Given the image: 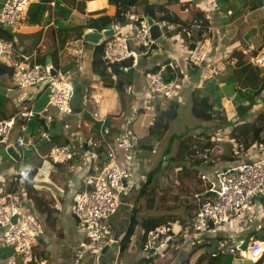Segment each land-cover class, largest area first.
<instances>
[{"label":"crops","instance_id":"1","mask_svg":"<svg viewBox=\"0 0 264 264\" xmlns=\"http://www.w3.org/2000/svg\"><path fill=\"white\" fill-rule=\"evenodd\" d=\"M230 1L228 0L227 2ZM261 1V4L259 0L248 1L247 5L243 6L242 10L240 9L241 12L236 14L235 11H239L237 9L235 11L234 9H227L226 13L220 11L222 8L216 4V0H179L181 4H193L204 15L207 25L205 31L210 29L208 67L214 66L218 61L224 62L229 60L232 53L236 51L248 50L249 54H251L252 52L256 53L264 49V28L259 26L261 21L259 18L258 21L250 20V18H254L255 13L253 10L257 6H259L260 10L264 11V0ZM123 3L124 0H89L85 3L83 13H78L75 9H69V11L66 9L65 21L59 19V17L57 19H53L52 17L48 24L42 23L38 26H32L28 23L27 19V22L23 26L17 29H10L12 30L11 32L17 35H30L37 31H42L41 41L37 49L32 50L31 54L26 52L27 48L31 47L29 40H24L22 43L18 42L17 39L14 40L15 51L23 56V59H21L22 65L31 64L35 61L38 54L45 53L48 50L51 45L50 28H57L59 23L65 26L69 24L83 25L84 21L89 18L95 19L102 16L113 18L116 10ZM148 3L166 6L165 0H148ZM166 7L175 13L183 23L187 25L196 23L192 12L189 10L181 11L179 5L176 7ZM51 8H54V2L51 3ZM94 30L97 33L103 34V38L106 37L104 35L105 32L113 36L129 35L131 33V27L127 22ZM89 31L92 30H86L85 33ZM249 31L251 36L247 40H244ZM181 36L178 33H173L166 41H157L152 51L148 55L141 56L138 59V64L131 68L133 72L129 74L130 83L126 87L124 110L121 109L117 92L112 88L104 87L101 78L95 76L92 71L93 50L96 45L92 42L96 40V37L85 39L83 36L80 40L70 39L64 46H57V56H59V53L61 54L63 69H67L68 80L74 85V96L71 102L73 114L68 117H56L51 123L53 128L51 127L49 131V137L56 136L68 141L69 147L67 150L73 154V161H70L72 163L69 164V162L56 167V165L43 162L40 156L37 155V168L34 174L30 176L29 173L33 172L31 169L20 168L22 166L15 169L11 163L12 160L7 157V159H4L2 156L0 157V186L9 184L14 176L19 178L16 200H18L17 202L21 207L26 208L37 219L43 230V234L37 237V243L33 248L35 262L32 264H140L146 260L147 256L143 251L144 237L142 225L149 217H154L156 214L155 211L148 214L145 209V202L142 201L138 204L137 201L140 189L145 183L146 175L162 160L151 163V168L147 174H142L141 165L142 160H144L143 155L155 154L156 144L159 143L168 130L162 133L160 140H157L150 134V128L154 123L155 108L152 110V102L149 100L144 89L143 74L154 68L162 67H166L175 75L181 74V77L176 76L184 84L180 93L188 99L190 91L195 89L196 84L214 78L207 76L199 69L195 71L192 68L193 71L190 73V65L188 64L189 49ZM67 44H72L76 49L81 50V54L78 56L70 55L66 51ZM245 56L247 62L248 55ZM228 67L229 65H227L226 69ZM259 70L260 75L264 77V69ZM95 82H97L96 86H91ZM88 87H91L90 90L93 92L90 95ZM218 88L222 94V100L213 111V121L210 122L212 126L205 128L203 132H198L195 139H199V142L201 141L202 145L200 146L209 143L211 147L214 144H218L224 152L223 156L229 158L234 156L233 151L237 148L233 140L230 139L233 122L236 121L231 102L232 97L236 93V86L231 82L229 84H219ZM4 92L5 97L9 99L14 108L21 103H33L35 110L39 111L47 101L45 95L38 93V91L36 92L34 89L19 90L15 86H10ZM77 98H81L82 104L81 101L80 103L75 101ZM211 101H213V98H211ZM263 101L264 91L260 95L258 105L253 108V112L255 110L257 112V109H260V112L264 111ZM161 107L164 108L163 105ZM89 112L106 115L108 117L106 121V123L108 122V126L112 119H118L122 113H126L127 118L118 123L116 129H111V131L119 130V133L111 136V140L112 143H117L121 141L119 140L120 137L121 139L127 138L130 144L129 148L124 149L127 154L125 162L120 164L125 165L130 170L128 186L120 198V205L116 213L108 222V231L100 244V252L94 251V248L85 240L72 210L73 198L77 194L90 189L85 181L89 176L93 175L94 166L101 164L105 159L106 152L98 154L97 149L94 152V150L88 148L86 145L87 140L92 139L93 141H97L104 139V136L100 134L103 125L94 121ZM50 114L57 115L55 113ZM152 115L154 116L152 117ZM221 122L226 126L225 128L215 127V124H222ZM246 122L251 121L248 119ZM237 123L236 121L235 125ZM17 124L20 125L21 122L17 120ZM42 125H39L35 120H31L27 123L24 137L25 139L37 140V146H42L46 152L45 145L49 141L40 145L41 140L39 139ZM16 132L17 128L13 132L10 141V143L14 144L15 149L14 140ZM126 132L131 133L129 137H125ZM199 142H196L197 144L195 145H198ZM112 143L109 147H111ZM7 147L3 149L6 150ZM166 151L168 157H172L169 148ZM193 152L197 156L200 149L198 148V150H194ZM33 153L35 152L32 151ZM95 153L97 154V158L94 156ZM255 155V151L251 147L243 153L242 160H252L255 158ZM138 159L141 160L140 163ZM19 162H22V158ZM229 164L227 161H216L213 165L204 164L191 167L188 161L183 163L187 167L188 173L197 175L198 181L203 174L209 179L212 178L215 172L226 168ZM144 166L147 167V164ZM172 166L178 172L182 170L181 167H176V163H172ZM22 169L25 170L24 173H20ZM26 173L27 177L25 179L28 180L30 191L33 192L29 195L25 187V180L19 177L20 174ZM180 175L183 178L182 172H180ZM199 183L200 190L194 195L197 208L187 213V217L185 216L187 220L196 214L198 202L203 198L201 195L206 190L205 183L201 180ZM33 196L37 199L36 201L32 198ZM133 209H140L137 215L139 224L130 239L127 249L120 254L119 243L129 227ZM157 215L164 216L163 214ZM258 217L242 226L238 224L240 221H236L237 224L224 227L215 235L181 234L178 240L169 246L163 256L152 259L153 264H195L200 255L207 254L210 256L209 253L216 250L219 241L224 240L230 245L243 239L245 235H251L257 229H260L262 220ZM166 219L165 217L164 220ZM6 246L8 245L3 244L0 238V264H22L13 249ZM251 261L254 262L253 260Z\"/></svg>","mask_w":264,"mask_h":264},{"label":"built area","instance_id":"2","mask_svg":"<svg viewBox=\"0 0 264 264\" xmlns=\"http://www.w3.org/2000/svg\"><path fill=\"white\" fill-rule=\"evenodd\" d=\"M34 3L36 0H1L0 26L4 29H17L23 26L27 22L29 9ZM121 16L130 25L131 33L108 35L96 44L99 46L104 42L102 61L106 66L130 61L131 68L135 67L138 59L148 55L159 39L166 41L173 33L182 35L184 42L187 43L188 64L207 76H219L225 71L227 65L235 66L236 64V60L229 58L224 62H216L212 67L207 66L210 29L198 36L197 31L202 28L200 22L180 31H177L174 24L160 22L163 32L158 40H153L149 34L147 19L139 8L127 10ZM66 51L74 56L81 54V50L76 49L72 44L66 45ZM241 52L248 55L247 62L250 65L264 69V49L255 54H249L248 50ZM21 59L23 56L15 51L11 42L0 39V63L14 69L12 84L19 90L34 89L45 95L47 101L39 111L35 110L33 103H21L15 108V114L12 117L0 120V146L5 148L10 144L12 134L17 128L14 143L22 153L32 150L43 162L50 165L69 163L73 160V154L69 150L53 147L45 152L42 146H37V140L24 137L27 123L37 119L43 122L39 139L48 142L52 121L56 117H68L73 114L71 102L74 87L68 80V72L63 69L61 54L59 53L54 75H50L45 67L35 62L23 66ZM127 70L128 68L123 69L124 72ZM165 71L167 68L162 67L158 72L146 71L143 74L144 89L152 102V110L157 103L164 105L165 100L181 94L184 87L183 82L177 77L166 81L163 77ZM201 87L202 83L195 85L196 89ZM49 107H54L58 112L57 115H51ZM89 114L94 121L103 125L100 133L102 136L108 134L112 128L116 129V125L127 118V115L122 113L118 119H112L110 125L105 128L104 125L108 119L106 115L96 112H89ZM17 120L21 122L20 125L17 124ZM125 134V137H129L131 133ZM125 139L119 138L121 141L117 143L120 149L130 147L129 140ZM86 145L95 152L100 143L91 139L87 140ZM252 148L256 154L254 159L242 160V155L246 151L242 147L236 148L233 151L236 161L230 162L226 168L215 172L210 179L204 174L200 176L206 185V190L201 195L205 196V200L198 202L197 213L184 225H162L149 231L143 243L147 260L163 256L181 234L215 235L224 227L235 225L238 221L251 222L258 216L264 221V144L256 143ZM105 152L104 161L94 166L93 175L85 181L90 189L77 194L73 198L72 206L73 214L85 240L96 252L101 251L100 244L107 234L108 222L120 205V198L127 189L130 177L128 167L117 164L116 152L109 146ZM222 152V148L214 144L197 153V156L207 163H213V155ZM94 156L97 158L96 153ZM18 182L19 178L14 176L9 184L0 186V238L3 244L13 249L22 264H32L35 262L33 248L37 243V237L43 234V230L37 219L17 202ZM13 218H16L15 223L12 222ZM237 242L229 245L224 240L219 241L216 250L209 253L210 257L228 253L235 258L252 260L250 257H245L244 253L255 255L259 250V242L251 240L246 252L238 249ZM263 253L264 251L256 262L261 259ZM146 264H153V260Z\"/></svg>","mask_w":264,"mask_h":264},{"label":"trees","instance_id":"3","mask_svg":"<svg viewBox=\"0 0 264 264\" xmlns=\"http://www.w3.org/2000/svg\"><path fill=\"white\" fill-rule=\"evenodd\" d=\"M87 1L89 0H36V3L31 5L29 9L28 23L32 26H38L42 23L48 24L51 21L52 17L53 19H57L59 17V19L65 21L66 9H68V11L69 9H75L78 13H83L85 3ZM53 2L54 8L52 9L51 3ZM165 2L166 6L176 7L177 5H179V9L181 11L189 10L190 12H192L194 21L198 23L200 22L202 25V28L198 29L197 35L201 36L205 32V28L207 27V25L204 19V15L193 4H181L179 3V0H165ZM166 6L149 4L148 0H124V3L121 4V6H119V8L116 10L113 18L107 16H102L95 19L89 18L84 21L83 25L69 24L65 26L59 23V26L57 28H50V47L45 53L38 54L34 62L45 68L47 67V65H49L53 69H55L58 62L57 46H64L65 43L70 39H82L86 30L102 29L103 27H111V25L113 24L125 23L126 20L121 15L132 8H139L142 15L146 19H151L153 21L161 23L166 22L174 24L177 27V31L189 27V25L183 23L176 16V14ZM11 31L12 30L4 29L0 26V39L11 42L13 44V47L15 44V39H17L18 42L21 43L24 40H29L31 47L27 48L26 50L28 54H31L32 50L37 49V46L39 45L42 37L41 30L30 35H17ZM103 49L104 42H102L99 46H94L91 65L92 71L95 76L101 78L104 87L112 88L117 92L121 109L124 110L126 87L130 83V79L129 74L127 72H124L123 69L131 68V62L128 61L106 66L102 61ZM251 54H255V52H252ZM245 57L246 56L242 54L241 51L233 52L230 58L236 60L235 66H229L221 75L216 76V79L211 78L205 80L202 83V87L200 89L195 88L190 91L189 101L192 108V115L196 119L203 122H212L213 111L216 106H219V103H221L222 100V94L218 88V85L225 83L229 84L231 82L234 83L236 86V93L232 97L231 102L238 124L233 125L232 131L230 132V139L233 140L238 149L242 147L245 151H247L256 143L264 144V136H262L264 134V111L260 112L254 121L246 122V120L251 117L250 111L258 105L260 95L264 91V77L260 75V70L257 67L252 66L246 62ZM66 70L67 69H64L65 72ZM159 70L160 68H154L150 71L155 73ZM196 70L197 69H195V71ZM13 73L14 69L4 63H0V120L8 119L15 114V108L10 103L9 99H7L4 95V90L6 88L14 86L12 84ZM176 76L181 77V74L175 75L168 69L163 74V77L166 81L173 80L174 78H176ZM211 98H213V101H211ZM166 105L167 104L165 103L163 105L165 108H162L161 105L157 103L155 107L154 123L150 128V134L157 140H160L162 133L168 130L170 123L173 122L179 114V106L177 103L171 102L168 104V106ZM35 122L39 123V125L43 124L42 121H38L37 119H35ZM258 123L260 125H258ZM104 127H108V122L106 123V125H104ZM117 131L110 130L109 133L104 136V139L97 140V143H100V146L97 148L98 154H103L107 147L110 146V144L112 143L111 136L115 133H119V130ZM171 140L174 141L173 139ZM52 147L68 149L69 143L66 139L51 136L49 142L45 145V149L49 151ZM198 148L200 149V152H202L205 149L210 148V145L208 143L207 145L199 146ZM166 149L163 151V158H166L168 155ZM188 149V140L186 139L180 141L176 157H169V161L166 164L163 163V161L158 162L159 164L156 165L146 175L145 183L140 189L137 202L138 204H140V202L142 201L145 202V209L148 214L150 212L157 211L158 207L155 203L157 195L154 190L157 186L158 176L160 177L162 175L163 169L165 167L172 169L174 167L172 166V163H176V167H181L182 170L180 172L183 173L184 177L186 176V173H188L187 167L183 165L185 161H188L191 167H196L204 164L213 165L216 161H227L229 163L236 161L235 156L227 158L223 156L224 152H222L221 154L213 155V163H207L205 160L196 156L193 150L188 151ZM71 163L72 162H70L69 164ZM56 167H59V165H56ZM35 170L29 173L30 176L34 174ZM19 177L25 180V187L28 191V195L30 193L32 194L33 192L30 191L31 189L28 186V180L25 179L27 177V173L20 174ZM32 198H34L35 201L37 200L34 196ZM202 200H205L204 195L200 201ZM139 212L140 209H133L132 211L129 227L119 243L120 254L125 252V250L127 249L130 243V239L139 224V221L137 220V215L139 214ZM189 220L190 219L187 220L185 216L178 214L169 215V218L166 220H164L163 216L160 215L149 217L142 225L143 237L145 239L147 233L158 226H170L176 224L184 225ZM251 236L255 238L253 241L264 242V228L261 231L253 232ZM238 259L228 253L219 254L214 258L208 256L207 254H202L198 257L195 264H233V262ZM151 261L152 260L150 259H146L141 262V264H146ZM245 261H247L249 264H252V262L249 260ZM263 262L264 256L258 261L257 264H263Z\"/></svg>","mask_w":264,"mask_h":264},{"label":"rangeland","instance_id":"4","mask_svg":"<svg viewBox=\"0 0 264 264\" xmlns=\"http://www.w3.org/2000/svg\"><path fill=\"white\" fill-rule=\"evenodd\" d=\"M248 1H250V0H231L230 2H227L224 0H217L216 4L219 5L220 8H222V9H220V11H222V12L224 11L226 13L227 9H232V10L234 9V11L237 9L239 11H235V12H236V14H239L242 10V7L247 5ZM251 1H255V0H251ZM259 2H260V4L262 3L261 0H259ZM115 7H116V4H115ZM253 11L255 13L254 18H250V20L258 21V18H259L261 21L259 26L261 28H264V11L260 10L259 6H257L256 9ZM257 24H255V25L257 26ZM159 40H161V39H159ZM189 71H190V73L193 71L191 66L189 68ZM95 84H97V82L93 83V85H91V86H96ZM102 85H103V81H102ZM90 89H91V87H88L89 95L93 93ZM75 101L78 103H80V101H81V104H82L81 98L80 99L77 98ZM171 102L177 103L179 106L178 117L173 122L170 123L167 133L159 141V143L156 144L155 154H149V155L144 154L143 155L144 160H142V165L140 164L142 167L141 168L142 174H147L149 169L151 168L150 164L155 162V161L162 160L165 164L169 161L168 155H167V158H163V151L166 148H169V151L171 152L172 157H176L178 144L182 140H186V139L188 140V146H189L188 151L198 150V147L202 144L200 143L201 141L199 142L198 141L199 139L196 140L195 137L197 136L198 132H203V130L205 128H209L212 126V123L203 122L201 120L196 119L192 115V108H191L190 101L183 94H179L178 96H174L171 99L165 100V103L167 104L166 106H168V104ZM259 110L260 109H257V112H256V110H255V112H253V109L251 110V112H250L251 117L248 118V119H250L251 122L256 119L257 115L260 112ZM49 112L55 113V114L58 113L54 107H49ZM115 112H117V111H115ZM235 119L237 121L236 117H235ZM236 121L233 122V125H235ZM258 125H260V124L258 123ZM215 127L225 128L226 126H224L223 123L222 124L218 123V124H215ZM262 136H264V134ZM171 139H173L174 142ZM196 142H199V144L195 145V144H197ZM11 144L14 146L13 143H10L9 145H11ZM3 148L4 147L0 146V157L2 156L4 159H7L8 157L6 154H4L5 149H3ZM111 148L116 152L117 164L119 165V164L124 163L125 162V156H127L124 149H120L119 144L116 142L112 143ZM16 150L21 152L20 149H18L17 147H16ZM141 155L139 156V159H140ZM8 159L12 160L11 158H8ZM139 159H138V162L140 163L141 160H139ZM144 162H145V164H147V167L144 166L145 165ZM11 163L14 165L15 169L22 166L20 168L31 169V171H33L37 168L38 157L35 153H33V154L29 155L28 157L22 156V162H16V161L12 160ZM186 174L187 175L182 178L180 175V172H177L176 169L174 170V168L169 169V168L165 167L163 169L162 175L160 177L158 176L157 186L154 190V192L157 195V198L155 199V203L158 207L157 211H155L156 215L157 214H161V215L163 214L164 215L163 218L166 217L168 219L169 215H172V214L180 215L182 213H186V214H182V215L187 217V213H189L192 210H195L197 208L194 195L198 192V190H200V188H199V186H200L199 181L200 180L198 181L199 178L197 179V175H193L190 173H186ZM167 210H169V211H167ZM247 223H249L248 220H243V221L239 222V226L245 225ZM263 226H264V221H262V223H261V227H263ZM261 230L262 229H257L256 231H261ZM252 239L254 240L255 238L252 237ZM6 247L9 248L8 246H6ZM263 256H264V253H263L262 257ZM252 263H254V262H252ZM257 263L258 262L254 263V264H257ZM233 264H249V263L245 260L238 259L235 262H233Z\"/></svg>","mask_w":264,"mask_h":264},{"label":"water","instance_id":"5","mask_svg":"<svg viewBox=\"0 0 264 264\" xmlns=\"http://www.w3.org/2000/svg\"><path fill=\"white\" fill-rule=\"evenodd\" d=\"M148 25H149V34L151 39L153 40H158L159 37L162 34V25L161 23H156L155 21L151 20V19H147ZM105 36H107V32H105L104 34ZM251 36L250 31L246 34V36L244 37V40H247L249 37ZM91 37H96V40L92 43L97 44L99 41L102 40L103 38V34L97 33L95 30L89 31L87 33L84 34V38L85 39H89ZM92 41V40H91ZM48 73L50 75H54L55 74V70L47 65L46 67ZM133 71L132 69H128L127 73L131 74ZM53 128V126H51ZM47 143L46 140H42L40 145ZM6 155L8 158H11L13 161L19 162V160L22 158V156L26 157L32 154V150L20 153L19 151H17L13 145H9L6 150ZM25 170H21L20 173H24ZM16 218H13L12 222L15 223ZM251 241V235L247 234L243 237V239L241 240V242H237L236 245L238 246V249L242 252H246L248 249V245Z\"/></svg>","mask_w":264,"mask_h":264},{"label":"bare ground","instance_id":"6","mask_svg":"<svg viewBox=\"0 0 264 264\" xmlns=\"http://www.w3.org/2000/svg\"><path fill=\"white\" fill-rule=\"evenodd\" d=\"M264 250V243H259V250L255 255H248L247 253H244L245 257H250L254 262L258 259V257L262 254V251Z\"/></svg>","mask_w":264,"mask_h":264},{"label":"clouds","instance_id":"7","mask_svg":"<svg viewBox=\"0 0 264 264\" xmlns=\"http://www.w3.org/2000/svg\"><path fill=\"white\" fill-rule=\"evenodd\" d=\"M159 23H160V22H159ZM95 46H96V45H95ZM129 69H131V68H129ZM127 71H128V70H127ZM127 71H126V72H127ZM200 180H201V179H200ZM201 181H202V180H201ZM199 201H200V200H199ZM197 211H198V210H197ZM196 213H197V212H196ZM194 216H195V215H194ZM192 218H193V217H192ZM192 218H191V219H192ZM263 228H264V226L261 227L260 229H263ZM241 240H242V239H241ZM241 240H240V241H241ZM251 240L253 241L252 236H251ZM257 242L261 243L260 241H257ZM261 258H262V257H261ZM239 259H240V258H239ZM241 260H243V259H241ZM244 260H247V259H244ZM259 260H260V259H259ZM259 260H258V261H259ZM250 261H251V260H250ZM258 261H257V262H258ZM255 263H256V261H255ZM263 263H264V262H263Z\"/></svg>","mask_w":264,"mask_h":264}]
</instances>
